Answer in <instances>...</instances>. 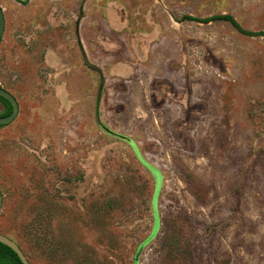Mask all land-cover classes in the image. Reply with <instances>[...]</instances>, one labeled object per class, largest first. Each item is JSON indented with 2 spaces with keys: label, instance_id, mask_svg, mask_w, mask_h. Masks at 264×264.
<instances>
[{
  "label": "rangeland",
  "instance_id": "rangeland-1",
  "mask_svg": "<svg viewBox=\"0 0 264 264\" xmlns=\"http://www.w3.org/2000/svg\"><path fill=\"white\" fill-rule=\"evenodd\" d=\"M0 234L30 264H264V0H0ZM5 105L0 101V116Z\"/></svg>",
  "mask_w": 264,
  "mask_h": 264
},
{
  "label": "water",
  "instance_id": "water-1",
  "mask_svg": "<svg viewBox=\"0 0 264 264\" xmlns=\"http://www.w3.org/2000/svg\"><path fill=\"white\" fill-rule=\"evenodd\" d=\"M5 28V19L2 8L0 6V41ZM0 97L4 98L11 105V112L8 115L0 116V126L9 124L18 114L19 106L16 98L6 89L0 87ZM2 206V194L0 192V209ZM0 243L9 247L20 259L22 264H30L20 246L11 238L0 234Z\"/></svg>",
  "mask_w": 264,
  "mask_h": 264
},
{
  "label": "trees",
  "instance_id": "trees-1",
  "mask_svg": "<svg viewBox=\"0 0 264 264\" xmlns=\"http://www.w3.org/2000/svg\"><path fill=\"white\" fill-rule=\"evenodd\" d=\"M184 19L194 20V21L203 22V23H206L210 20L220 19V20L228 21V23H230L234 28H236L241 33L248 34V35L264 36V31L251 32V31L243 29L231 15H220L218 17L213 16L211 18H204V19L195 18L192 16H185ZM0 101L5 105V109L3 113L1 114V116L8 115L11 112V105L9 104L7 100H5L2 97H0ZM0 264H22V262L20 261L18 256L9 247L0 243Z\"/></svg>",
  "mask_w": 264,
  "mask_h": 264
}]
</instances>
